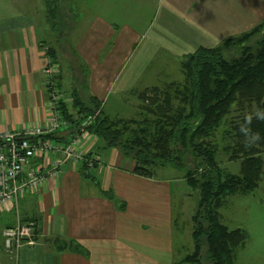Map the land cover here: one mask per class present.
Here are the masks:
<instances>
[{"label":"crops","instance_id":"obj_1","mask_svg":"<svg viewBox=\"0 0 264 264\" xmlns=\"http://www.w3.org/2000/svg\"><path fill=\"white\" fill-rule=\"evenodd\" d=\"M20 2L0 5V136L29 135L49 121V80L74 113L73 102L66 100L73 98L74 79L80 77L75 64L84 66L89 96L106 106L116 91L120 105L131 91L156 85L153 60L159 54L182 58L264 20V0H70L66 11L59 0L55 18L43 0ZM53 43L54 58L48 50ZM70 127L56 132L54 141L64 146L79 138L84 157L63 161L53 154L61 173L0 211V264L177 262L170 263L173 252L184 250L183 224L169 182L157 186L155 174H136L131 158L105 148L86 130L66 138ZM110 191L115 201L101 194ZM30 221L36 223L33 242L23 243L14 257L3 230ZM57 240L75 241L87 254L60 250ZM191 245L193 251V237Z\"/></svg>","mask_w":264,"mask_h":264},{"label":"trees","instance_id":"obj_2","mask_svg":"<svg viewBox=\"0 0 264 264\" xmlns=\"http://www.w3.org/2000/svg\"><path fill=\"white\" fill-rule=\"evenodd\" d=\"M55 52L50 50L52 58ZM75 66L81 70L80 77H75V112L60 103L71 125L65 137L90 132L104 141L105 148L131 158L134 172L141 176L152 177L157 167L182 171L185 183L199 192L191 219L194 249L172 264H203L204 259L211 264H238V250L248 235L242 227L225 224L220 210L226 197L253 193L264 178V20L220 45L201 46L184 55L180 80L131 91L138 101V117L109 115L101 101L85 92L84 66ZM244 102L253 108L251 112L230 120L234 105ZM89 116H95L93 122L85 125ZM217 134L223 141L231 139V144L222 147ZM48 137L57 139L56 133ZM220 153L239 161V173L222 168ZM101 194L116 200L111 191ZM56 244L60 250L87 254L75 241L57 240Z\"/></svg>","mask_w":264,"mask_h":264},{"label":"rangeland","instance_id":"obj_3","mask_svg":"<svg viewBox=\"0 0 264 264\" xmlns=\"http://www.w3.org/2000/svg\"><path fill=\"white\" fill-rule=\"evenodd\" d=\"M15 0H0V5L3 7L9 6L11 2ZM28 0H23V2ZM36 2L37 0H33ZM42 1V0H39ZM45 7H50V13L53 14L58 12V3H54L53 0H43ZM19 3L20 0H19ZM49 3V4H48ZM70 3V0H63L62 5L63 10L66 9V5ZM47 4V6H46ZM88 5V4H87ZM55 36L53 33L51 34V38L53 39ZM56 38V37H55ZM55 42V41H50ZM148 42V41H145ZM219 42H210L208 43V47H215ZM148 43L146 44V48ZM52 50L57 49V44L53 43L50 46ZM50 52V49H48ZM145 50V47H141L140 51ZM231 50V49H229ZM138 51V52H140ZM165 51V50H164ZM159 54V52H158ZM151 62V59H148ZM180 61L181 58H169V54L166 51L165 53H161L154 58L153 62H155L157 66V83L156 85H163L167 82L178 81L182 77L181 69H180ZM147 79H150L151 75L144 76ZM75 81V79H74ZM117 94L114 91V95ZM112 96L113 98L109 99L106 102V106H104V110L111 116L116 118H132L138 117L139 109L137 107L138 101L135 96L126 94L123 97L120 105L117 98ZM85 100V99H84ZM87 101V100H85ZM252 107L248 102H244L241 105L235 104L234 108L230 114V120H237L242 118L243 115H246L251 112ZM99 110L96 115H98ZM95 116H89L88 119L85 120V125L93 122ZM220 134H217L216 140L223 147L225 144H231L230 140H224L221 138ZM264 156V153H263ZM221 166L225 168L227 171L231 173H239L240 171V163L236 160H228L227 157L220 153ZM187 163L191 169L194 168V163L189 159ZM155 176L157 179V186L163 180H167L171 186V196L170 198H176L175 202H173L174 208L177 209V217L178 223L183 224V246L184 250L181 252H173L172 254V262L178 261L184 255L191 253L192 251V233L191 227L193 229L192 224V214L194 213L197 207V201L199 198L198 189H194L188 186L184 180V173L180 170H176L172 167H157L155 168ZM157 191V198L158 197ZM221 213L223 215V221L230 228L242 227L246 230L248 239L247 243L238 250L237 258L238 264H264V178L260 187L253 193L249 194H234L232 196L226 197V201L221 208ZM191 264V263H184ZM203 264H211L206 259L203 260Z\"/></svg>","mask_w":264,"mask_h":264},{"label":"built area","instance_id":"obj_4","mask_svg":"<svg viewBox=\"0 0 264 264\" xmlns=\"http://www.w3.org/2000/svg\"><path fill=\"white\" fill-rule=\"evenodd\" d=\"M51 117L41 128L29 135L7 134L0 136V211L17 201L25 192L37 188L49 175L61 173L59 161L52 155L59 154L63 161H77L84 157L80 139L73 138L61 146L48 136L67 129L68 121L60 110L62 94L49 80ZM67 102H73L69 97ZM40 162V163H39ZM36 223L27 222L3 230L5 247L9 254L17 257L18 248L25 242L32 243Z\"/></svg>","mask_w":264,"mask_h":264}]
</instances>
